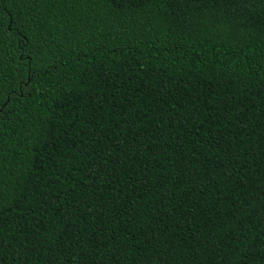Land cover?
Wrapping results in <instances>:
<instances>
[{
	"label": "trees",
	"instance_id": "1",
	"mask_svg": "<svg viewBox=\"0 0 264 264\" xmlns=\"http://www.w3.org/2000/svg\"><path fill=\"white\" fill-rule=\"evenodd\" d=\"M0 264H264V0H0Z\"/></svg>",
	"mask_w": 264,
	"mask_h": 264
},
{
	"label": "snow or ice",
	"instance_id": "2",
	"mask_svg": "<svg viewBox=\"0 0 264 264\" xmlns=\"http://www.w3.org/2000/svg\"><path fill=\"white\" fill-rule=\"evenodd\" d=\"M0 103H2V102H0ZM3 112V108L2 107H0V113H2Z\"/></svg>",
	"mask_w": 264,
	"mask_h": 264
}]
</instances>
